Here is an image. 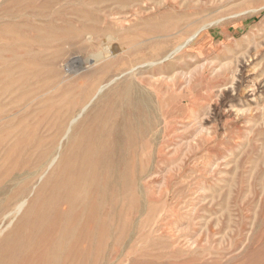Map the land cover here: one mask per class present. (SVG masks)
<instances>
[{"label":"rangeland","instance_id":"obj_1","mask_svg":"<svg viewBox=\"0 0 264 264\" xmlns=\"http://www.w3.org/2000/svg\"><path fill=\"white\" fill-rule=\"evenodd\" d=\"M0 227V264H264V0H0Z\"/></svg>","mask_w":264,"mask_h":264},{"label":"bare ground","instance_id":"obj_2","mask_svg":"<svg viewBox=\"0 0 264 264\" xmlns=\"http://www.w3.org/2000/svg\"><path fill=\"white\" fill-rule=\"evenodd\" d=\"M107 54H108V53H107ZM107 54H106V55H107ZM110 54H112V53H110ZM104 55H105V54H104ZM106 55H105V56H106ZM111 56H112V55H111ZM102 57H103V56H98V57H97L98 59H95L94 62L97 61V60H99V59H101ZM107 57H108V56H107ZM105 58H106V57H105ZM73 59H74V58H73ZM77 59H78V58H77ZM99 61H100V60H99ZM72 62H73V63H75V62L78 63L76 59H74V61H72ZM76 63H75V64H76ZM64 64H66V63H64ZM64 64H63V65H64ZM78 65H80V63H78ZM81 65H82V64H81ZM65 66H66V65H65ZM73 66H74V65H73ZM73 66H71V67H73ZM74 67H75V66H74ZM68 68H69V67H68ZM78 68H81V66H78ZM65 69H66V68H65ZM132 69H133V68H132ZM73 70H74V69H73ZM77 72H78V70H77ZM75 73H76V72H75ZM59 84H60V83H59ZM100 89H102V88H100ZM140 92H141V91H140ZM144 93H145V92H144ZM131 95H132V94H131ZM149 96H150V95H149ZM145 97H146V96H145ZM150 97H151V96H150ZM132 99H133V98H132ZM137 99H138V98H137ZM144 100H145V98H144ZM145 101H146V100H145ZM152 103H153V102H152ZM152 103H151V104H152ZM88 104H89V103H88ZM145 104H146V103H145ZM122 106H123V105H122ZM146 106H147V105H146ZM149 106H150V104H149ZM86 107H87V106H85V107H83V108H86ZM151 107H152V106H151ZM153 107H154V106H153ZM83 108H82V109H83ZM85 110H86V109H85ZM81 111H82V110H81ZM82 113H83V112H82ZM135 113H136V112H135ZM79 114H80V113H79ZM150 116H151V115H150ZM76 119H77V118H76ZM74 120H75V119H74ZM120 120H121V118H120ZM75 121H76V120H75ZM121 122H123V121H121ZM70 123H71V122H70ZM119 123H120V122H119ZM120 124H121V123H120ZM120 124H119V125H120ZM118 127H119L120 130H121V126H118ZM69 128H70V127H69ZM67 129H68V128H67ZM120 130H119V131H120ZM66 131H67V130H66ZM70 132H71V131H70ZM65 133H66V132H65ZM67 133H68V132H67ZM68 135H69V134H68ZM69 137H70V136H69ZM115 137H117V136H115ZM66 138H67V137H66ZM119 138H120V137H119ZM121 138H122V135H121ZM116 139H117V138H116ZM65 140H66V139H65ZM117 140H119V142H120V139H117ZM66 142H67V141H66ZM59 144H60V143H59ZM129 144H130V143H129ZM60 145H61V144H60ZM116 145H117V144H116ZM60 148H61V147H60ZM60 148H59V149H60ZM57 150H58V149H57ZM56 153H57V152H56ZM55 156H56V154H55ZM53 158H54V157H53ZM56 159H57V158H56ZM53 160H54V159H53ZM46 161H47V160H46ZM51 162H52V161H51ZM45 163H46V162H45ZM42 164H43V163H42ZM42 164H41V165H42ZM49 164H50V162H49ZM51 166H52V165H51ZM96 166H97V165H96ZM49 168H50V167H49ZM99 169H100V168H99ZM99 169H98V170H99ZM33 173H35V172H33ZM43 174H44V173H43ZM45 174H46V173H45ZM31 175H32V174H31ZM83 175H85V173H83L82 176H83ZM41 176H42V175H41ZM43 176H44V175H43ZM41 178H42V177H41ZM41 178H40V180H41ZM17 179H19V178H17ZM17 179H16V180H17ZM84 179H85V178H84ZM82 182H83V181H82ZM2 191H3V190H2ZM6 191H7V190H6ZM32 191H33V190H32ZM3 192H4V191H3ZM31 193H32V192H31ZM21 198H22V197H21ZM21 198H20V199H21ZM16 199H17V198H16ZM21 201H22V200H21ZM22 203H23V201H22ZM18 205H19V204H18ZM18 205H17V206H18ZM17 208H18V207H17ZM19 208H20V207H19ZM16 210H17V209H16ZM13 211H14V210H13ZM13 211H11V212H13ZM7 213H8V212H7ZM13 213H14V212H13ZM8 215H9V214H8ZM12 215H13V214H12ZM12 215H10V216H12ZM6 216H7V215H6ZM7 217H8V216H7ZM15 218H16V216H15ZM15 218H14V219H15ZM3 219H4V218H3ZM2 222H3V220H2ZM2 224H3V223H2ZM5 225H6V224H5ZM5 225H4V226H5ZM0 228H1V227H0ZM3 231H4V230H3ZM17 245H18V244H17Z\"/></svg>","mask_w":264,"mask_h":264}]
</instances>
